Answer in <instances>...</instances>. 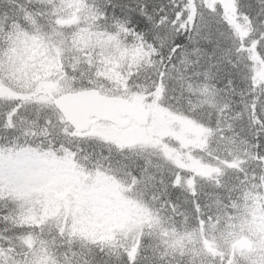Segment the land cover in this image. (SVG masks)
Segmentation results:
<instances>
[{
    "label": "snow or ice",
    "instance_id": "obj_1",
    "mask_svg": "<svg viewBox=\"0 0 264 264\" xmlns=\"http://www.w3.org/2000/svg\"><path fill=\"white\" fill-rule=\"evenodd\" d=\"M0 264H264V0H0Z\"/></svg>",
    "mask_w": 264,
    "mask_h": 264
}]
</instances>
